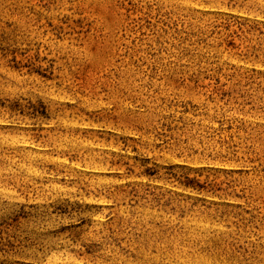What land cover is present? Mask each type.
<instances>
[{
	"label": "rangeland",
	"instance_id": "rangeland-1",
	"mask_svg": "<svg viewBox=\"0 0 264 264\" xmlns=\"http://www.w3.org/2000/svg\"><path fill=\"white\" fill-rule=\"evenodd\" d=\"M0 264H264V0H0Z\"/></svg>",
	"mask_w": 264,
	"mask_h": 264
},
{
	"label": "bare ground",
	"instance_id": "bare-ground-1",
	"mask_svg": "<svg viewBox=\"0 0 264 264\" xmlns=\"http://www.w3.org/2000/svg\"><path fill=\"white\" fill-rule=\"evenodd\" d=\"M60 164V163H59Z\"/></svg>",
	"mask_w": 264,
	"mask_h": 264
}]
</instances>
